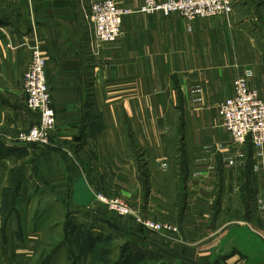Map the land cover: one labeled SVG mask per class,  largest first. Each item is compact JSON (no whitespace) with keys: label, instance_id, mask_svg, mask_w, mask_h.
Returning <instances> with one entry per match:
<instances>
[{"label":"crops","instance_id":"1","mask_svg":"<svg viewBox=\"0 0 264 264\" xmlns=\"http://www.w3.org/2000/svg\"><path fill=\"white\" fill-rule=\"evenodd\" d=\"M96 1L0 0V215L17 182L15 212L22 192H35L29 207L53 191L92 216L100 241L121 239L127 259L137 251L165 264H264L261 240L245 230L264 237V147L235 145L219 114L238 78L264 100V0H232L228 16L193 19L113 0L132 12L107 43L91 39ZM34 48L47 59L57 118L54 144L37 149L15 139L34 123L22 85ZM97 191L179 230H143L107 211ZM35 234L14 233V264L33 258Z\"/></svg>","mask_w":264,"mask_h":264},{"label":"built area","instance_id":"2","mask_svg":"<svg viewBox=\"0 0 264 264\" xmlns=\"http://www.w3.org/2000/svg\"><path fill=\"white\" fill-rule=\"evenodd\" d=\"M232 0H144L140 12H161L165 16L179 14L186 19L196 17H223L233 12ZM132 12L113 0L92 3L89 15L93 26L91 39L94 43L113 42L122 35L123 16ZM47 59L34 48L23 77L26 105L34 123L16 136L21 143L41 146L54 144L53 133L57 127L56 112L52 106V93L46 76ZM221 124L231 134L235 145L251 140L254 146L264 147V100L256 89L250 88L246 78L235 81L234 94L219 104ZM97 199L108 207L111 214L132 217L145 230L158 233L177 232L179 226L162 222L135 210L120 198L96 192Z\"/></svg>","mask_w":264,"mask_h":264},{"label":"rangeland","instance_id":"3","mask_svg":"<svg viewBox=\"0 0 264 264\" xmlns=\"http://www.w3.org/2000/svg\"><path fill=\"white\" fill-rule=\"evenodd\" d=\"M29 127L22 128L21 130H19L18 134L24 132ZM17 143L20 145H27V148L31 147V149L42 148L41 145L35 143L26 144L21 143L19 141H17ZM29 157H31V155L25 156L24 158H26V160H29ZM43 164L44 162L41 163V165ZM14 170L15 169H12L11 176H16L13 174ZM37 170L39 172H42L41 167L36 168L35 166V171ZM18 184L19 183L17 182H12L10 185L12 188L4 191V203L0 215L3 220V224L0 223V252L1 250H4L5 253L2 254L1 257L5 259L7 258V264H14V259H16L14 256L15 252L12 247V237L14 233L19 238L18 240L21 241L24 233L26 234L28 231L32 230V233L35 234L36 232L33 231V229H37V234L33 236L39 235L40 243L37 247V251L35 252V254H32L33 258L28 262V264H91V259L93 255L91 253H80L82 251L80 250V248L84 246L83 240H86L87 242H94L97 239V237L95 235H92V233L89 234L90 232H92V228L90 227L94 220L92 216H82L79 211H73L69 207H64L62 202L66 203V200H63V198L60 196H58L57 199L53 191H49L46 189L43 192L39 193V195L34 196V199L32 200L33 206L29 207L26 206V203H30L31 197L34 195L35 192H22V197L24 199L27 198V201L23 202L21 207L18 208L19 211L15 212L14 209H12L15 208L13 204L15 199V193H13V191H16V189L18 188ZM18 193L19 190L17 194ZM105 209L109 211L106 205ZM11 210H13V212H11ZM19 217L21 218L20 221ZM245 230L248 232L247 236L251 239H253L254 236L252 234L258 236L262 244V246L258 250H264V237L262 235L260 236L255 231L253 232L252 228L249 226H246ZM3 239L4 241H6L5 243H7V247H5L6 244L3 243ZM98 243H100V240L95 242V244ZM121 244L122 240L117 239L116 242L111 241V243L107 244V246L109 247L103 246V248H105L106 250H111V260L116 258L120 254L121 250L119 247L121 246ZM55 246L58 250H53ZM100 246H102L101 243L99 244V247ZM70 248L74 249L72 254L74 260L72 259V257H70V253L68 250ZM28 250L33 249L30 247V249ZM47 257H49V259L47 262H45L47 260ZM236 257L237 255L234 258ZM93 260L97 261L95 259V256L93 257ZM257 260H254L252 257H250L249 263L246 262V260L243 258L239 263H235L234 261L233 262L234 264H253L254 261ZM222 263L224 264L223 261ZM145 264L165 263H163L162 260L155 258L146 261ZM225 264L233 263L232 261H230L229 263L225 262Z\"/></svg>","mask_w":264,"mask_h":264},{"label":"trees","instance_id":"4","mask_svg":"<svg viewBox=\"0 0 264 264\" xmlns=\"http://www.w3.org/2000/svg\"><path fill=\"white\" fill-rule=\"evenodd\" d=\"M17 192H18V189H16V191H13V193H15L14 194L15 195V199H16V197L18 195ZM15 199H14V202H15ZM12 209H14V208H12ZM90 227L93 230L94 227L93 226H90ZM91 233H92V235H95V232L92 231L89 234H91ZM96 237H97L96 241H98L99 237L98 236H96ZM96 241H94V242L93 241H88L87 242L86 240H83L84 246L82 248H80V250H82L80 253H84V254L85 253L86 254L87 253H91L93 255V257L95 256V259L97 261L93 260V257H92L91 264H100V263H102V264H145V262H146L145 259H148L147 261L155 259V258H152V257H151V259H149L147 256L139 255L137 253V251L134 254H132L127 259L126 258V251L127 250H124V247H122L120 254L116 258H114L115 260L114 259L111 260V257H110L111 250H106L105 248H103V246L109 247V246H107V244L111 243V241L108 240V238H104L103 240L100 241V243L102 244V246H100V247H99L100 243L95 244ZM53 250H58V249L55 246L53 248ZM68 250H69V253H70V257H72V259L74 260V257L72 255L74 249L70 248ZM50 254H49V256H50ZM46 259L47 260L45 262L48 261L49 257H47Z\"/></svg>","mask_w":264,"mask_h":264}]
</instances>
